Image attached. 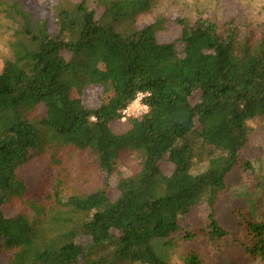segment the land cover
<instances>
[{
	"label": "trees",
	"instance_id": "obj_1",
	"mask_svg": "<svg viewBox=\"0 0 264 264\" xmlns=\"http://www.w3.org/2000/svg\"><path fill=\"white\" fill-rule=\"evenodd\" d=\"M154 2L63 0L52 33L21 0L0 1L13 29L11 56L0 66L4 264H171L154 240L177 236L189 242L184 264H207L194 243L230 234L264 262V221L236 208L232 232L217 215L230 172L252 167L244 153L248 122L264 117V30L256 36L233 21L177 17L180 36L160 41L172 20L141 22ZM90 84L104 89L96 107L84 101ZM139 92L148 110L113 130ZM70 146L93 154L104 186L71 190L60 173L53 204L31 201L32 214L8 215L6 202L27 188L20 169L43 150L60 162ZM124 155L129 174L116 164Z\"/></svg>",
	"mask_w": 264,
	"mask_h": 264
},
{
	"label": "rangeland",
	"instance_id": "obj_2",
	"mask_svg": "<svg viewBox=\"0 0 264 264\" xmlns=\"http://www.w3.org/2000/svg\"><path fill=\"white\" fill-rule=\"evenodd\" d=\"M2 1V0H0ZM11 1V0H6ZM63 0H21L35 20H46L52 33L57 31L56 6ZM80 1V0H73ZM96 3H91L95 7ZM163 14L172 21L167 28L158 32L160 41H172L180 36L181 26L174 18L183 17L191 23L204 17L219 25L234 22L244 34L253 31L256 36L264 30V0H155L151 10L141 17L142 23L153 21L157 15ZM11 21L0 12V66L11 56L10 42L13 29ZM103 87L90 84L84 92V101L88 106L96 107L103 99ZM43 112V110H40ZM129 118L122 117L112 122L115 131L129 127ZM249 147L244 153L252 167L246 169L238 164L228 176V188L220 200L217 211L218 218L232 231L236 230L239 217L236 208L245 210L256 220L264 221V117H257L248 122ZM60 162H54L49 151H38L20 171V177L26 184V190L20 195H13L5 204L8 215L17 213H33L30 202L44 205L54 203V186L56 177L67 172L71 180V190L93 191L104 186L103 172L93 154L87 150L70 146L58 153ZM126 155L117 159V166L129 174ZM65 168L66 171L61 172ZM164 170L169 173L172 167L163 163ZM206 211L195 212L197 219L203 218ZM199 219V220H200ZM189 243L177 236L154 240L158 255L171 264H184V245ZM197 250L207 257V264H264L257 256L245 251L232 234L213 244L201 238L194 243ZM5 259L0 257V264Z\"/></svg>",
	"mask_w": 264,
	"mask_h": 264
},
{
	"label": "built area",
	"instance_id": "obj_3",
	"mask_svg": "<svg viewBox=\"0 0 264 264\" xmlns=\"http://www.w3.org/2000/svg\"><path fill=\"white\" fill-rule=\"evenodd\" d=\"M146 95L147 93L139 92L137 97L122 110L123 117H135L145 113L148 110V105L144 101Z\"/></svg>",
	"mask_w": 264,
	"mask_h": 264
}]
</instances>
